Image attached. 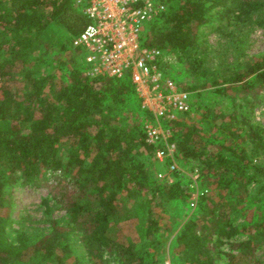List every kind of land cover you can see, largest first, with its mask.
I'll use <instances>...</instances> for the list:
<instances>
[{"label": "trees", "instance_id": "16d2710c", "mask_svg": "<svg viewBox=\"0 0 264 264\" xmlns=\"http://www.w3.org/2000/svg\"><path fill=\"white\" fill-rule=\"evenodd\" d=\"M161 1L166 11L147 25L144 45L166 56L179 54L192 76L204 73L199 30L215 17L220 32L232 28L229 34L237 45L248 28L264 25V0ZM88 24L75 0L0 2V264H77L64 261L74 232L93 264H102L104 253L118 256L120 264H158L161 259L154 251L166 240L164 233L158 234L157 209L191 195L178 173L173 183H160L133 152L139 147L155 152L159 145L147 143L145 123L154 118L142 107L131 79L86 75L73 39ZM55 27L66 34L62 50L76 49L75 59H68L72 64L67 82H55L50 72L34 76L27 65L34 52L46 65L51 63L50 46L43 44L42 35ZM18 81L23 87L16 89ZM228 81L233 86L224 92L257 96L264 91V57L247 61ZM198 88H186L193 99L189 112L163 122L172 132L169 141L176 146V160L195 163L202 189L198 213L176 234L175 249L182 254V264H218L224 240L245 234L243 251L228 254L227 264L251 262L264 245V200L259 205L250 189L264 180V165L254 164L240 140L264 139L245 116L241 124L249 132L232 130L226 115L199 102ZM201 109L202 126L212 123L217 129L213 135L200 122L189 121L191 112ZM244 131L248 133L242 136ZM64 146L68 149L63 151ZM15 186L47 187L66 210L67 226L51 221V231L37 242L40 246L25 232L13 238L9 227ZM129 201L132 206H125ZM252 207L261 215L239 223L236 216ZM132 219L137 220L138 238H118L119 225Z\"/></svg>", "mask_w": 264, "mask_h": 264}, {"label": "rangeland", "instance_id": "374dc122", "mask_svg": "<svg viewBox=\"0 0 264 264\" xmlns=\"http://www.w3.org/2000/svg\"><path fill=\"white\" fill-rule=\"evenodd\" d=\"M261 18L264 19V11ZM147 25H145V31ZM218 27L219 22L217 17H215L212 23L205 25L199 30L202 44L199 50V58L203 61L201 73L203 71L204 73L199 76H192L183 66L179 54L175 52H169V55L166 56L167 59L162 64V70L166 74V77H171L181 90L186 91L187 87L198 86V92L201 95L198 97L199 102L206 106L217 108L222 114L226 115L225 121L231 126L232 130L236 131L239 128L244 130L245 128L249 132L250 129L243 127L244 125L241 124L245 116L251 123L250 125L264 139V91L257 96H246L240 91L236 93L232 90L224 92V89H229L233 86L228 81L232 74L242 72L247 61L264 57V25H254L248 28L241 37V44L239 43L238 45L234 43L235 39L229 34L232 28H227L226 30L228 32H220ZM65 39V32L57 27L52 28L42 35L43 44L50 46L47 52L52 61L49 65H46L43 57L39 59L36 57V52L31 53L27 65L34 76L37 74H44L45 76L50 72L54 76L55 82L59 83L62 80L67 82L66 73L72 64L68 59H75L76 49L69 48L66 51L62 50ZM38 54L40 55L39 52ZM80 54L81 56L83 55L81 51L79 56ZM62 61L66 65L62 66ZM13 87L16 89L22 88L23 82H15ZM236 98L237 100L235 101ZM250 102L255 103V105ZM201 108L203 109V107ZM202 109L192 111L189 116V121L200 122L201 127L209 135H213L217 129H213L210 121L207 120L211 125L207 124L202 126V121L205 120H202L200 116L203 112ZM235 115L238 117L237 120L234 119ZM153 118L154 120L147 121L145 126L148 123L157 125V119L155 116ZM247 133L245 131L242 132V136H245L244 134ZM244 138L245 141L241 139L240 144L251 155L254 164L264 165V143H261L259 138H255L254 140L247 136ZM168 142L170 143V141ZM167 143L160 142L155 152L149 151L144 147L135 148L133 152L141 160H144L147 168L160 183H163L164 180L173 183L175 181V175L178 173L179 178L181 177L184 184L190 186L191 191L189 190L187 192L191 194L190 197L188 196L184 200L169 201L164 206L165 210L157 209L161 213V224L158 229V234L162 236L164 233V240H166L163 246H158L155 249L156 251H154L156 258L161 259L158 264H166V262H169V264H182V254H178L177 249H175V236L184 224L198 213V200L202 195V189L198 181V168L194 162L188 164L184 161H178L175 156L173 159L160 160L157 158V151L166 147ZM62 149L63 151L67 150L68 146H64ZM168 160L171 164H167ZM172 164H176L177 166L175 171H172L170 168ZM261 182L255 183L250 189L251 194L258 198L259 205L262 204L260 200H264V180L262 179ZM11 200L10 214L12 224L9 227V231L13 238L17 232H25L29 235L33 243H37L51 231V221H57L62 226H67L69 223L70 218L66 210L58 202V197L50 192L47 187L36 189L30 186H15L11 189ZM132 203L133 201H129L125 206L130 207ZM248 204L247 200L244 207H248ZM259 212L257 208L252 207L246 215L236 217L238 222L242 223L247 218L255 219L259 217L261 215ZM136 222V219H132L119 225L121 230H119L116 236L120 238L122 234V236L129 235L137 239ZM247 241L248 237L245 234H238L234 238L225 239L224 245L219 247L217 251V263L227 264L229 260L227 255L230 253L240 254L244 249V243ZM69 242L71 251L64 258V261L67 260V262L77 264H93V260L83 246L78 233H72ZM37 245L40 246V243H37ZM120 263V259L115 254L104 253V262L102 264ZM243 264H264V245L257 249L256 255L252 258L251 262L246 261Z\"/></svg>", "mask_w": 264, "mask_h": 264}, {"label": "built area", "instance_id": "2783aa9c", "mask_svg": "<svg viewBox=\"0 0 264 264\" xmlns=\"http://www.w3.org/2000/svg\"><path fill=\"white\" fill-rule=\"evenodd\" d=\"M75 4L89 20L84 31L73 39L74 47L83 53L86 75L130 78L142 98V107L158 121L157 125L145 126L147 142L167 143L172 132L163 122L189 112L192 97L163 72L166 53L144 45L145 25L166 11L165 3L161 0H75ZM175 153V144L168 142L156 156L160 160L173 159ZM170 168L175 171L177 166L172 164Z\"/></svg>", "mask_w": 264, "mask_h": 264}]
</instances>
